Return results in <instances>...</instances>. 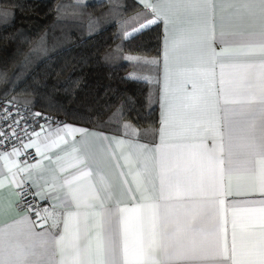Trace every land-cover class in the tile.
<instances>
[{"label": "snow or ice", "instance_id": "1", "mask_svg": "<svg viewBox=\"0 0 264 264\" xmlns=\"http://www.w3.org/2000/svg\"><path fill=\"white\" fill-rule=\"evenodd\" d=\"M132 7L125 39L164 25L158 143L111 141L135 149L121 151L132 180L124 177L119 195L132 206H121L75 138L71 163L43 175L51 150L86 130L29 131L25 122L27 142L17 137L11 151L0 130V215L13 206L4 202L6 189L25 201L17 208H27L0 226V264H264V0H134ZM13 123L19 128L20 120ZM28 149L41 160L29 163ZM28 196L52 200L51 210L35 211L33 221Z\"/></svg>", "mask_w": 264, "mask_h": 264}, {"label": "trees", "instance_id": "2", "mask_svg": "<svg viewBox=\"0 0 264 264\" xmlns=\"http://www.w3.org/2000/svg\"><path fill=\"white\" fill-rule=\"evenodd\" d=\"M127 17L129 0H0V97L119 135L154 131L157 64L140 61L158 57L160 26L125 39Z\"/></svg>", "mask_w": 264, "mask_h": 264}, {"label": "crops", "instance_id": "3", "mask_svg": "<svg viewBox=\"0 0 264 264\" xmlns=\"http://www.w3.org/2000/svg\"><path fill=\"white\" fill-rule=\"evenodd\" d=\"M110 1V0H108ZM116 1L117 0H112ZM123 1V0H120ZM134 3V0H129V16L134 15L135 9H133L132 5ZM122 5V2H121ZM142 7V5H141ZM160 26V49H159V55L158 57L153 59H146L142 58L140 62H156L157 64V70H156V85H157V90H156V104H157V124H156V129L154 131H149V130H135L131 135H119L107 131H102L99 129H94V128H88L84 126H80L71 122H67V125L71 127H75L78 129H84L86 130L87 134H83L81 132H76L73 133L72 136L68 138L69 143L67 147H65L63 144L59 148L52 149L50 152V155L52 157L51 160L45 159L42 161V169H43V175L46 178H51L52 175L56 174L57 171V166L58 165H64L68 166L71 163L70 157L66 155V153L71 151V140L75 138L77 140V143L79 144L81 141L85 143L88 147L89 152L92 154L94 157V160L96 161L95 164H93V167H96V164L99 165L100 170L102 171L103 175L105 178L110 181L114 185V189L117 192L119 198L123 201L121 206H128L131 207L132 204L129 202V198L127 196H120L119 194L125 191L126 185L122 184V180L124 179L125 176H127V179L129 183H131L132 177L128 176V166L125 165L124 159L121 156V151L125 155H127L130 151L134 152V148H129L128 145H125L124 149H116L114 144H111L112 138L113 137H118L121 139L125 140H131L133 144H150L152 143L153 139L155 138L156 142L158 143V136L154 137V133L158 129L159 125V120H160V115H161V105H160V95L163 91L164 88V63H163V36H164V25L162 22L159 23ZM126 31H131V28L126 26ZM220 28L217 27L216 32H217V38L214 41L213 46L216 47L217 51H219V47L221 46V41L219 40V32ZM229 29H225L227 31ZM132 61L137 62V59H130ZM230 61H225V63H228ZM219 81V67H217V88L219 87L218 84ZM79 109V108H78ZM37 131H40V128L36 129ZM47 130V129H45ZM100 133H103V136L99 135ZM137 133L139 135H137ZM108 137L109 139L107 141L104 140V137ZM27 142V141H26ZM209 144H211V140L208 141ZM111 144L113 151L115 152V155H113V152L109 151V145ZM34 156L35 160L29 163H36V161L41 160V157L36 156L35 154V149H28L26 155ZM63 157V159L58 160L57 157ZM21 161L25 159L24 156H21L19 158ZM40 170H37L39 172ZM33 191H35L33 189ZM38 202L40 209L42 210L44 208H49L51 210V206L53 204L52 200H41L39 196L35 197ZM258 198V197H256ZM3 199L4 202L7 203L9 200L13 202V206L3 215H0V226H3L7 223H11L18 219L20 216H23L27 213V211L23 208H17L15 205L20 204V197L17 196L15 193L11 192L10 190H5L3 193ZM231 199V198H230ZM114 202V201H113ZM113 202H109V206ZM57 211H62V209H57ZM31 218L33 221H36L37 217L35 215V212L31 214ZM44 227H48L47 224L44 225ZM37 231H41V227L39 224H37Z\"/></svg>", "mask_w": 264, "mask_h": 264}, {"label": "built area", "instance_id": "4", "mask_svg": "<svg viewBox=\"0 0 264 264\" xmlns=\"http://www.w3.org/2000/svg\"><path fill=\"white\" fill-rule=\"evenodd\" d=\"M16 113H19V115H16ZM36 113L40 112L31 107L0 97V130H3L4 135L8 138L6 143L9 151H11L13 144L19 146L17 137L23 138L24 142L27 141V138L24 134L25 122H27L28 124L29 131H31L32 129L36 130L40 128L41 125H43L45 129H47L49 125H51V127L54 129L57 125L63 126L64 124H67L66 119L62 116L43 113H40V116H36ZM14 120H20L19 128H17V126L13 123ZM13 129H15L16 131L15 137L11 136V131ZM27 157L30 162L35 160L34 156H30L27 154ZM26 200H30L33 202V212L40 209V204L36 198L28 196ZM19 203L24 204L25 201H22L20 199ZM21 208L27 211L26 207Z\"/></svg>", "mask_w": 264, "mask_h": 264}]
</instances>
